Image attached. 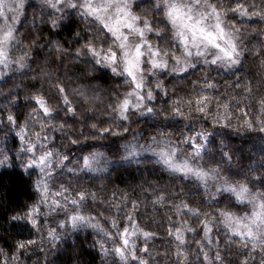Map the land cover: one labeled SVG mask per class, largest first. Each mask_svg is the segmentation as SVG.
Wrapping results in <instances>:
<instances>
[{"label":"clouds","instance_id":"clouds-1","mask_svg":"<svg viewBox=\"0 0 264 264\" xmlns=\"http://www.w3.org/2000/svg\"><path fill=\"white\" fill-rule=\"evenodd\" d=\"M0 264H264V0H0Z\"/></svg>","mask_w":264,"mask_h":264}]
</instances>
